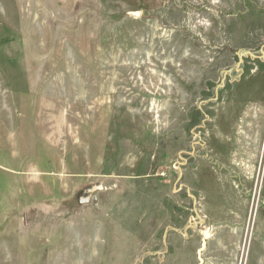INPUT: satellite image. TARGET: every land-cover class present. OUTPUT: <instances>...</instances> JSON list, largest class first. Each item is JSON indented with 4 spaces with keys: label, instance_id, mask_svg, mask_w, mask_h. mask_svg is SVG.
Listing matches in <instances>:
<instances>
[{
    "label": "rangeland",
    "instance_id": "obj_1",
    "mask_svg": "<svg viewBox=\"0 0 264 264\" xmlns=\"http://www.w3.org/2000/svg\"><path fill=\"white\" fill-rule=\"evenodd\" d=\"M0 264H264V0H0Z\"/></svg>",
    "mask_w": 264,
    "mask_h": 264
},
{
    "label": "water",
    "instance_id": "obj_2",
    "mask_svg": "<svg viewBox=\"0 0 264 264\" xmlns=\"http://www.w3.org/2000/svg\"><path fill=\"white\" fill-rule=\"evenodd\" d=\"M137 15L140 16L141 12H138ZM202 235L204 236L203 247L199 251V254H201L202 251L206 248V241L208 240V238H210V233L209 232L203 231Z\"/></svg>",
    "mask_w": 264,
    "mask_h": 264
}]
</instances>
